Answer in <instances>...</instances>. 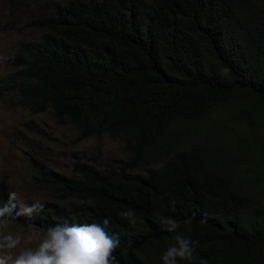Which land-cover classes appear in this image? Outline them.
<instances>
[{"label": "trees", "instance_id": "1", "mask_svg": "<svg viewBox=\"0 0 264 264\" xmlns=\"http://www.w3.org/2000/svg\"><path fill=\"white\" fill-rule=\"evenodd\" d=\"M2 1L14 15L42 0ZM31 24L43 32L18 45L0 94L32 114L51 111L80 139L119 138L128 158L108 172L76 163L72 178L36 164L54 195L72 202H44L31 221H12L107 218L119 264H162L175 244L162 223L171 218L199 242L178 264H264V8L70 0ZM7 196L0 188V203ZM128 209L135 225L118 215Z\"/></svg>", "mask_w": 264, "mask_h": 264}, {"label": "rangeland", "instance_id": "2", "mask_svg": "<svg viewBox=\"0 0 264 264\" xmlns=\"http://www.w3.org/2000/svg\"><path fill=\"white\" fill-rule=\"evenodd\" d=\"M68 1L42 0L33 8L13 15L14 9L0 0V87L12 72L7 63L16 53L18 45L39 38L43 32L32 27V21L48 14L54 3L65 4ZM252 1L264 8V0ZM9 99L8 94H0V188H5L7 193L17 192L21 203L31 204L40 200L68 207L72 202L54 195L53 188L42 182L43 176L36 164L43 166L47 174L51 172L72 178L78 175L76 163L108 172L117 169L120 161L127 160L128 152L119 138L102 135L80 139L74 125L57 124L51 111L32 114L9 103ZM0 232L22 237L21 244L13 251L14 256L36 244L23 239L28 234V228L15 221Z\"/></svg>", "mask_w": 264, "mask_h": 264}, {"label": "clouds", "instance_id": "3", "mask_svg": "<svg viewBox=\"0 0 264 264\" xmlns=\"http://www.w3.org/2000/svg\"><path fill=\"white\" fill-rule=\"evenodd\" d=\"M44 208L45 204L40 200H34L31 204L21 203L19 194L10 191L7 199L0 203V229L21 216L31 221ZM118 215L130 225L137 222V216L131 209L122 210ZM192 219H187L185 223L191 224ZM162 223L165 231L174 233L175 241L162 254V264L191 261L199 242L178 231L181 227L180 221L169 218ZM27 228L28 234L23 239L27 243L35 241L36 244L34 247L24 248L15 256L13 251L21 244L22 237L19 234L0 232V264H119L114 252L120 246V239L110 233V220L107 218L102 223L64 222L46 227L28 222ZM130 245L131 241L129 247ZM128 250L129 248H125V253ZM199 264L208 262L202 258Z\"/></svg>", "mask_w": 264, "mask_h": 264}]
</instances>
